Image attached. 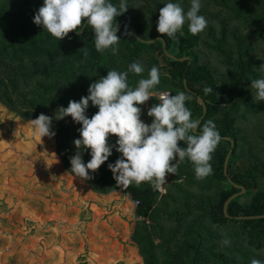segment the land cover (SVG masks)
Returning <instances> with one entry per match:
<instances>
[{
  "label": "trees",
  "instance_id": "obj_1",
  "mask_svg": "<svg viewBox=\"0 0 264 264\" xmlns=\"http://www.w3.org/2000/svg\"><path fill=\"white\" fill-rule=\"evenodd\" d=\"M142 1L149 14L129 5L135 0H126L128 10L113 21L120 37L119 44L112 46L118 48L113 55L111 47L103 52L95 49L94 31L87 20L58 41L33 22L44 0H0V102L23 119H36L40 114L53 117L55 135L50 140L56 142L66 171L71 173L70 157L77 152L74 140L80 138L82 125L71 116L55 119L56 110L87 96L90 84L108 70L124 72L133 62L142 64L145 71L141 75L129 72L128 84L134 88L156 66L160 83L151 90L149 108L159 103L161 92L185 91L192 95L186 101L192 119L215 123L221 140L212 153V174L197 179L193 165L185 159L177 172L187 183L173 184L160 200L148 182L117 186L108 165L122 154L116 151L118 137L109 135L112 155L95 172L89 170L92 178L85 183L94 194L119 192L140 202L136 214L142 219L136 221L133 243L143 264L264 261V101H253L255 90H251V80L264 78L260 69L264 65V25L257 22L264 14V0H248L251 8L226 5L228 15L220 11L218 21L210 17L216 14L199 12L209 20L206 28L193 35L185 22L175 39L157 32L160 10L156 13L148 0ZM161 1L155 2L160 9L165 5ZM110 2L118 7L120 0ZM190 3L179 2L185 12ZM255 12L250 21L247 15ZM253 26L258 27L256 38L249 33ZM84 47L86 56L78 51ZM205 87L213 91L205 94ZM199 98L206 103V115ZM97 111L89 101L85 115L91 118ZM179 145L183 147V142ZM82 158L85 164L91 159L90 149ZM236 186L246 192L230 201L225 213L226 202L242 191ZM226 237L230 246L222 244Z\"/></svg>",
  "mask_w": 264,
  "mask_h": 264
},
{
  "label": "clouds",
  "instance_id": "obj_2",
  "mask_svg": "<svg viewBox=\"0 0 264 264\" xmlns=\"http://www.w3.org/2000/svg\"><path fill=\"white\" fill-rule=\"evenodd\" d=\"M200 8V0H191L186 12L179 3H166L159 11L157 32L175 39L176 33L187 22L189 31L198 34L207 26L206 18L199 14ZM127 10L126 0H120L118 7L110 0H44L33 22L42 25L60 41L87 20V26L94 31L95 49L103 52L111 47L115 55L118 48L112 46L119 44L120 37L113 21ZM78 51L87 55L86 47ZM260 69L264 72V65ZM144 71L139 62L131 63L124 72L108 70L106 76L90 84L87 96L81 97L79 102L69 101L67 107L56 110L55 119L71 116L74 122L82 125L78 129L80 138L74 140L77 152L70 157V171L76 177L91 179L89 170L95 172L112 155L109 135L118 137L116 151L122 154L114 164L108 165L117 186L127 188L133 182H148L153 190L163 192L166 175H176L179 163L185 159L193 165L197 179L212 174V153L221 140L215 123L207 120L201 124L199 119H192L191 110L186 107V101L192 100V95L177 91L175 95L159 94V103L147 112L154 119L150 125L145 124L140 118L141 108L136 105L153 97L151 90L160 83L159 69L153 66L147 78L139 79L134 88L128 84L129 72L139 76ZM251 90H255L253 101H264V78L251 80ZM212 91L211 87L204 88L205 94ZM89 101L98 107L91 118L85 115ZM52 120L53 117L40 114L28 123L42 141L45 136L55 135L51 131ZM181 141L183 147L179 145ZM88 149L91 159L85 164L82 153ZM222 244L230 246L231 241L226 237ZM250 264H264V261L252 258Z\"/></svg>",
  "mask_w": 264,
  "mask_h": 264
},
{
  "label": "crops",
  "instance_id": "obj_3",
  "mask_svg": "<svg viewBox=\"0 0 264 264\" xmlns=\"http://www.w3.org/2000/svg\"><path fill=\"white\" fill-rule=\"evenodd\" d=\"M19 135L16 141L23 140L19 141V144L24 149V140L29 141L32 138L28 137L25 131H20ZM37 148L40 155L36 153L38 159L36 162L30 158L32 153L25 158L23 151L15 148L10 150L11 155L17 157L15 163L24 167L25 178L33 176L34 172L36 174L33 183L35 188L30 189L31 185L30 188L23 189V197L26 194L31 196L34 194L35 199H29L31 202L35 201L36 207L33 211L31 207L26 206L23 218L19 219L15 216L17 212L0 214L5 217V221L7 218L6 224L0 221V264H75V254L86 248H90L91 254L90 262L84 264H101L100 262L110 264L108 262L113 258L122 261V264H129L128 257L133 256L134 252L141 256L139 248L130 241L138 219L136 210L132 213L127 212L129 203L125 204L127 201L124 199L125 195L119 192H112L109 195L94 194L84 180L76 179L73 174L66 171L59 154L58 156L50 154V151L40 148L39 144ZM25 149L32 150V147ZM15 175L17 176L16 173ZM176 175V180L185 178L184 175L179 176L178 172ZM182 183L184 181L173 184ZM77 187L79 190L85 189L82 196L77 197ZM94 203L98 206V211L92 209L91 205ZM29 212L35 213L41 220L38 222L29 219ZM32 221L36 222L35 229ZM74 233L78 234L81 240L87 239L89 243H81L79 246L73 243ZM61 238L66 239V242L63 243ZM141 263L143 259L142 262L131 264Z\"/></svg>",
  "mask_w": 264,
  "mask_h": 264
},
{
  "label": "rangeland",
  "instance_id": "obj_4",
  "mask_svg": "<svg viewBox=\"0 0 264 264\" xmlns=\"http://www.w3.org/2000/svg\"><path fill=\"white\" fill-rule=\"evenodd\" d=\"M172 1L178 2V3L182 2V0H172ZM183 1H185V0H183ZM188 1L191 2V0H188ZM148 2L150 3V5H153L152 7L154 8L156 13L160 10V6H158V7L155 6L156 0H148ZM160 2H162V1L160 0ZM163 2H164V4H166V3L171 2V1L170 0H163ZM205 2H206V0H200V3H201L200 12L203 11V12L211 14V15L216 14V16H210L215 21H218V19L222 18V17L218 16V13L220 11L224 12V14L226 16L228 15L226 13V11H227L226 5L232 6V8H234V6H236V7L241 6V4H245L246 6H248L250 8L253 7L248 0H221V3H218L217 0H212L211 3H207V2L205 3ZM240 2H243V3H240ZM129 5L130 6L132 5V8L139 7V9H141V13L145 12V14H149L147 12V8H148L147 6L148 5L146 3H144L142 0H135L134 4L130 3ZM186 7L187 8H185V9L188 10L190 8V4H188ZM252 10H254V9H252ZM235 12H238V10H235ZM261 12L260 13L262 15L264 13V5L262 6ZM246 13L247 12H245V14ZM256 13H258V12H255L252 15L251 14L247 15V18L250 21H254L253 15L254 14L256 15ZM208 14H206V15H208ZM200 15H202V14H200ZM245 17H244V19H245ZM258 18L260 19V21H257V22H259V24L261 23V26H263L264 25V14L262 16H259ZM228 20L233 21L231 19V17L230 18L228 17ZM207 24H209V20H208ZM234 24H235V22H234ZM256 28H258V27L253 26L249 29V33L251 34L250 35L251 37H254V38L257 37ZM254 44L257 45L256 42H254ZM209 55H211V54H209ZM152 95H154V94H152ZM148 103H149V100L146 101L142 105H136V106L141 108V116H140L141 120L145 124L150 125L152 123L153 118L149 117L147 115V112L149 110V104ZM29 120H32V119H23L22 117L15 115V113L13 111L9 110L8 107H6L4 104H2L0 102V122H1L0 123V214H2V212H8V213L12 212V214L14 212H17V213H15V216L18 219L23 218V216H24L23 211L26 210L25 209L26 206L31 207L33 209V211L36 207L35 201L33 200L31 202L29 199V198L35 199L34 194H32V196L26 194V196L23 197V189H26L27 187L30 188L31 185H32V188H30V189L35 188L33 183L35 182L34 180L36 179V177H35L36 174L34 172L33 176H30V177L28 176V178H25L24 177V167H20L17 163H15V161H17V157L12 156L11 155L12 151H10V150H12V148H15V149H18L20 151H23L24 157L26 155H29L30 153H32V156L30 158L34 159L35 162L38 160L36 153L40 155V153L38 152L39 148H37V144H39L40 148L41 147L45 148L47 152L50 151L51 152L50 154H53L56 156H58V154H59L57 151L56 142L54 140H50V137H48V136L43 137L42 141H41L34 134V130H33L32 126L28 123ZM20 131L21 132L25 131L26 135L28 134V137L32 138V139H29V141L24 140V144H23L24 149H25V147L27 148V147L31 146L32 150H26V149L24 150L20 146L19 141L23 142V140L18 139L19 141H16L17 137L20 136L19 135ZM34 141L35 142L37 141L38 143L36 144ZM15 173L17 174V176L15 175ZM21 173H22V176H21ZM11 174H13V176ZM77 178H79V177H76V179ZM184 182L187 183L186 177L184 178ZM30 189H29V191H31ZM189 189H190V191H192L191 187ZM84 190L85 189L79 190L77 187V191H76L78 193L77 197H78V195L82 196ZM125 197H124V199L127 200L125 204L129 203L128 204L129 205V211H127V210L126 211L129 213L134 212V210H136L135 204L132 203L133 201L129 197H127L126 195H125ZM127 198H129L132 202L130 200H128ZM246 201H249V199H246ZM91 206H92V209H94L95 211H98V206L95 203L92 204ZM117 210L118 209H115V211H117ZM102 211H105V210L102 209ZM108 211H109V213L111 212L110 206L108 207ZM126 211H124V213H127ZM35 217H36L35 213H33V212L28 213L29 219L35 220L38 222L41 220L40 217H38V218L37 217L35 218ZM4 218L5 217L3 215H0V221H3L6 224L7 218H6V221L4 220ZM32 223H33V226L35 229V227H36L35 223L36 222L32 221ZM62 239L63 238H61V240ZM130 241L131 242L133 241V236H132V239ZM62 242L65 243L66 239H63ZM72 242L76 243L78 246L81 243H85V244L89 243V241L87 239L82 238V240H81V238L78 236V234L75 235V233L72 236ZM89 250H90V248L89 249L86 248L84 251H78L75 254V260H74L75 264H84L85 262H90L89 255L91 254L90 253L91 251H89ZM138 252H139V250H138ZM92 254L94 255L93 252H92ZM116 254H119V253H116ZM118 256L120 259V255H118ZM140 257L141 256H137V254L134 252L133 256L128 257L127 262L129 264H131L133 262H135V263L142 262V258H140ZM122 259H125V258H122ZM100 263L102 264L103 262H100ZM108 263H110V264H122L123 262L118 261L117 258H113ZM141 264H143V263H141Z\"/></svg>",
  "mask_w": 264,
  "mask_h": 264
},
{
  "label": "built area",
  "instance_id": "obj_5",
  "mask_svg": "<svg viewBox=\"0 0 264 264\" xmlns=\"http://www.w3.org/2000/svg\"><path fill=\"white\" fill-rule=\"evenodd\" d=\"M165 92H168V93H171L169 91H165ZM162 93V92H161ZM160 94V93H159ZM159 94H157V97L159 99ZM184 181V178L182 179H179V180H176V176L174 174H167L166 175V183L164 185V191L163 192H160V191H157L158 193V199H162L163 197H165L168 192H169V189H170V186L174 183V182H178V183H181ZM127 197L131 198L130 195H127ZM133 203L135 204V207L137 208V206L140 205V202L138 200H135L133 201ZM138 220H141L142 217H137Z\"/></svg>",
  "mask_w": 264,
  "mask_h": 264
},
{
  "label": "water",
  "instance_id": "obj_6",
  "mask_svg": "<svg viewBox=\"0 0 264 264\" xmlns=\"http://www.w3.org/2000/svg\"><path fill=\"white\" fill-rule=\"evenodd\" d=\"M80 32H82V30ZM169 56L172 57V55H170V54H169ZM185 59H187V58H183L182 60H185ZM198 102H199L200 105H202L204 107V115H206V113H207L206 103L204 102V100L202 98H199L198 99ZM200 122H201V120H200ZM227 139H229V138H227ZM231 152H232V150L227 155V158H226V161H225V172L227 171V166H228V162H229V159H230V156H231ZM236 187L237 188H242V191L240 193H237V194L233 195L232 197H230V199L226 202V204H225V213L227 211V206L230 203V201H232L233 199H235L239 194L246 192V189L245 188L240 187V186H236Z\"/></svg>",
  "mask_w": 264,
  "mask_h": 264
}]
</instances>
